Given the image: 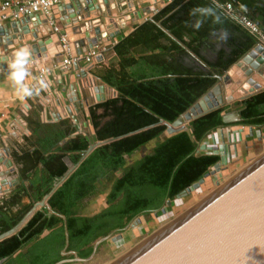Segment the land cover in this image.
Segmentation results:
<instances>
[{"label":"trees","instance_id":"16d2710c","mask_svg":"<svg viewBox=\"0 0 264 264\" xmlns=\"http://www.w3.org/2000/svg\"><path fill=\"white\" fill-rule=\"evenodd\" d=\"M207 2L172 0L114 45L118 65H110L99 76L116 95L89 107L90 136L76 132L69 118L42 121V105L29 102L25 120L30 132L11 154L18 165V181L1 197L0 233L17 224L65 173L66 155L75 163L93 140L151 126L95 147L47 199L54 213L39 207L16 232L0 240V259L8 256L1 264H54L72 258V251L82 258L90 256L98 238L123 229L141 214L160 210L220 160L219 153L199 150L209 133L238 124L264 127V89L239 102L240 120L234 123L222 122L226 107L191 120L186 129L173 134H165L166 126L157 123L160 118L174 121L216 83L217 75L255 45V34L239 15L264 29L261 0H218L222 23L213 24L209 18L193 30L188 10ZM240 2L244 6H237ZM227 3L232 10L226 9ZM253 8L256 17L250 13ZM220 30L232 35L224 41L226 47L216 50L215 57L203 54L204 44ZM151 141L149 152L130 161ZM105 192L107 206L84 214L89 202L85 199ZM23 197L29 202L22 203ZM63 249L66 254H61Z\"/></svg>","mask_w":264,"mask_h":264},{"label":"water","instance_id":"95a60500","mask_svg":"<svg viewBox=\"0 0 264 264\" xmlns=\"http://www.w3.org/2000/svg\"><path fill=\"white\" fill-rule=\"evenodd\" d=\"M110 2V0H69L60 6V13L63 15L68 14L65 11L71 10L69 15L63 20H67V23L72 25L73 32L80 34L76 39L87 40L86 47L88 50L92 49L93 45L102 39L103 29L106 26H104L105 28L101 26V19L97 21L98 24L95 26L94 20H82L83 12L81 9L85 8L84 10L88 11V16L91 15L92 11L96 10L105 15L109 13L108 7ZM126 5L127 3L122 4V9ZM33 22L36 23L33 24ZM76 22L77 24H75ZM34 26H36V29ZM37 26H39V29L43 28L49 33L46 21L40 20L37 14L28 15L0 26V53L2 50V54H0V68H6L3 61L10 56L12 50L20 46H28L31 52V60H34L35 57L37 58L36 55L39 54L40 60L44 62L49 54L47 51H52V48L58 42L56 38H38ZM29 33H31L30 35L34 39L25 38V35ZM69 33H71L70 28ZM82 33L84 34L83 36L81 35ZM236 69L240 70V72L237 71L240 76L237 80L231 74L232 70ZM82 75H84L83 72ZM216 77V83L174 121L170 123L162 118L159 119L157 123H162L166 126L165 134H173L186 129L187 123L191 120L230 103L233 96H228L227 90H224V87L230 86L233 88L234 85L251 84L246 92L243 88L244 86H238L239 93L245 92L241 93L243 94L241 99H245L263 90L264 83L261 84V82L264 79V45L256 42L227 71ZM97 89L103 91L104 86L100 85ZM216 93L219 96H217V99H213V103H209V107L206 108L203 105V101ZM98 98L104 99V96H98ZM199 105H202L203 109L196 111L195 108ZM68 112L71 113L69 108ZM63 115H65V112H63ZM59 118L60 115L57 114L55 119L58 120ZM239 120L240 109L222 113L223 123L229 124ZM182 123L184 125L179 126ZM149 126L151 125L140 127L134 131L117 137H111L104 141H91L75 163L66 156L64 158L67 165L65 173L54 182L51 189L41 200L36 201L31 206L17 224L0 233V240L16 232L38 207H46L49 210V215L54 213L47 203V199L95 147L133 134ZM249 129L250 134H252V127L250 126ZM219 133L222 143L226 145L222 129H220ZM228 140H230L229 134ZM212 141L214 142V135H212ZM216 147L215 144L211 146L206 144L200 145L201 149H214ZM5 156H7L6 162L4 160ZM222 159L227 161L226 156H221L220 160L214 163L211 170L205 172L196 182L183 189L177 194L176 198L183 197L193 187H199L204 182L206 176L218 171L221 168ZM1 163L5 164V168L3 170L0 169V192L3 191V186L8 185L10 187L17 182V178H10L8 180L6 178L11 172L16 170L7 148L0 150ZM170 202V199L166 200V204H170ZM162 211H164L163 208ZM61 217L65 220V216ZM139 222L140 218L136 217L124 228L136 226ZM64 229L65 243L67 245L68 232L65 226ZM112 235L113 233H109L98 238L93 244L90 256L82 258L72 251L74 254L72 258H64L54 264L89 260L94 256L96 247L101 242L107 239L114 241L122 236L120 231ZM61 254H66V251L63 249ZM6 259H8V256L1 258L0 264ZM107 264H264V155L238 172L225 184L141 239Z\"/></svg>","mask_w":264,"mask_h":264},{"label":"built area","instance_id":"2783aa9c","mask_svg":"<svg viewBox=\"0 0 264 264\" xmlns=\"http://www.w3.org/2000/svg\"><path fill=\"white\" fill-rule=\"evenodd\" d=\"M65 1L66 0H0V26L6 24L5 22H8L9 20L15 21L28 15L35 14L38 15L40 20L46 21V26L49 29V33L41 28V26V29H39L38 26V38H56L58 44L54 48H52V51H47L49 54L47 55L44 62L40 60L41 57L39 54H37V58L35 57L34 60H31L32 63L30 65V70L33 75H39V71L42 67L51 68L52 72L50 74V79H52V85L47 91H44L43 94H41L42 97L39 96L36 100H33V102H38L42 105V121H57L55 118L57 117V114H59L60 118L58 120L63 119L62 117L69 118L76 128V132L86 133L87 130H89L88 132H91L89 127H87V123L90 122L88 114L89 107L116 95V90L114 88L107 86L103 82L97 81V79L90 72L94 66H98L102 63V51L106 49L102 45V39L107 36V27L103 29L102 39L98 43L93 45L92 49L88 50L87 48H84V50L79 48L78 52L75 51L72 45L74 39L73 35L69 33V27H62V25H60L58 21L57 16L52 11L55 6H61L62 4L67 3L69 0L67 2ZM167 1L170 2L172 0ZM226 9L228 11L233 9L231 3L226 4ZM40 15L44 17H40ZM239 21H241V23L245 27H247L252 33L255 34L257 43H261L264 45V31L254 21L250 20L245 15H239ZM31 38H33L32 35ZM50 60L51 64L48 66L47 63ZM58 70H60V72L64 71L71 75H77L80 78L76 82L70 84V91L65 95L63 100L60 99V92L53 86V81L55 75L58 73ZM82 72L84 75H82ZM100 85L104 86L103 91L97 89ZM95 88L96 90H94ZM98 96H104V99H99ZM89 100H91L92 103H90ZM29 108L30 104L28 103V107L26 109L27 112ZM68 108L71 110V113L68 112ZM63 112H65V115H63ZM49 113L51 116L49 115ZM83 115H85L86 119L83 117ZM237 129H239L238 132L242 130L241 128ZM214 134L215 133H213V135ZM88 135L90 136V134ZM212 143L215 144L216 141L214 140V142ZM203 144L209 146L213 145H210L206 142H203L200 145ZM199 150L207 151L210 149H201L199 147ZM4 160L6 162L7 156L4 157ZM226 164H222L221 168ZM1 165L4 166L5 164L1 163L0 166ZM4 168L0 167L1 170H3ZM6 187H8L9 189L8 185H6ZM4 191L5 190L1 192Z\"/></svg>","mask_w":264,"mask_h":264},{"label":"crops","instance_id":"0c3cea01","mask_svg":"<svg viewBox=\"0 0 264 264\" xmlns=\"http://www.w3.org/2000/svg\"><path fill=\"white\" fill-rule=\"evenodd\" d=\"M67 1L68 0H66L65 2H67ZM110 1L111 2L109 3V7H108L109 13L105 14V15L102 12L99 13L100 11L96 10V11H92L91 15L88 16V11L86 12L84 10L85 8L81 9L83 12L82 20H88V21L94 20V23H95L94 26H95L98 24L97 21H99V19H101L102 25L101 24L100 25L102 27H104V26L107 27L106 28L107 29V36L102 39V41H103L102 45L106 49L102 51L103 60H102V63H101L102 65L100 68L105 67V66L108 68V67H110V65L117 66L118 62H119V56L114 51V45L116 44V42H118L120 39H122L126 35L130 34L132 31H134L136 29V27H138L144 21L151 20L153 18V16L156 14V12L161 10L163 7H165L169 3L167 0H110ZM261 1L264 3V0H261ZM126 3H127V5L123 6V9H122V4H126ZM237 6L242 7V6H244V4H242L240 2V4H238ZM60 9H61L60 6H55L52 9V11L57 16L58 21H59L60 25H62V27L67 26L70 28L71 35H73V39H74V42L72 44L74 50L78 52L79 48H81V49L87 48L86 47L87 40L76 39V37H79L80 34L73 32L72 31V29H73L72 25L68 24L67 20L66 21L63 20L66 16L69 15L71 10L65 11L68 14L63 15L60 13ZM254 10H255V8L251 9L250 13H255L254 17H256L258 15V12L256 10L255 11ZM40 17H44V16L40 15ZM10 21H12V20H9L8 22H10ZM8 22H5V23H8ZM257 22H259V21H257ZM35 23L36 22H33V24H35ZM75 24H77V22ZM260 24H261V22H260ZM34 28L36 29V26H34ZM262 30L264 31V29H262ZM221 31H224V30H220L219 33ZM226 32H227V38L226 39H228V37H231L232 35L230 34L229 31H226ZM81 35L83 36L84 34L82 33ZM91 35H93V34H91ZM25 38H31V35L26 34ZM226 39H223V40L219 39V35L218 36H215V35L212 36L211 39L207 43L204 44L203 54L205 53L211 57H215L216 56V54H215L216 50L220 49L221 47H226V45L224 43V41ZM0 54H2V50H1ZM50 64H51V60L47 63V65L49 66ZM98 66L96 67L97 69L95 68L93 76L97 79V81L103 82L99 76V73H100L99 69L100 68ZM6 71H7L6 68H2V67L0 68V150L2 148L9 149L10 156H11V159L13 161V166L16 168L15 171L11 172V174L6 177L8 180L10 178H17L18 165L15 163V161L11 155L12 151L13 150L18 151L19 146L23 143V136L27 135L30 131L28 130V124H27V121L25 120V117L28 114V112L26 110L27 108H25L19 102H13L12 101V88H11L10 83L5 79ZM97 71H98V73H97ZM79 79L80 78L77 75H71V74L66 73L64 71L60 72V70H58V73L55 75V78L53 81L54 82L53 86L56 88V90H58L60 92V99L61 100H63L65 95L70 91V84L76 82ZM103 83H105V82H103ZM224 89H225V87H224ZM41 94H43V92ZM41 94L39 95L40 97H42ZM39 96H34V97L30 98L27 101V103H29L30 101L33 102V100H36ZM49 115H50V113H49ZM62 118H64V117H62ZM227 131L229 132L228 129H227ZM238 131H239V129L234 131V133L232 135L233 136L232 141H236V137L239 136L240 132H242V131H240V132H238ZM216 140H217V138H216ZM234 154H236V153L234 152V153L230 154L231 157H233ZM66 156L69 158L68 155H66ZM0 167L4 168L3 165H1ZM17 181H18V178H17ZM16 183L17 182H15L12 186H10L8 191ZM2 188L5 191L0 192V206L2 205L3 199H4V198L1 199V197L3 196L4 193L8 192L6 189L8 187L4 186ZM98 196L101 197L102 193L97 195L96 197H98ZM7 198H8V196H7ZM91 198H86L85 201L88 202V201H90ZM5 199H6V197H5ZM21 202L22 203H28L29 199L27 197H23ZM88 205L89 204L87 203L86 207ZM98 211L99 210H94L93 213H96ZM48 212H49V210H48ZM84 214H86V213H84ZM87 215H90V214H87ZM123 229L128 230V227L123 228ZM123 229H121L119 231L122 232ZM119 231H116V232H119ZM121 237L123 240H125V238H124L125 236H121ZM117 240H120V239H116V241ZM97 247H96L95 253H99V251H100L99 249H97ZM92 248H93V245H92ZM75 262H80V261H75Z\"/></svg>","mask_w":264,"mask_h":264},{"label":"rangeland","instance_id":"374dc122","mask_svg":"<svg viewBox=\"0 0 264 264\" xmlns=\"http://www.w3.org/2000/svg\"><path fill=\"white\" fill-rule=\"evenodd\" d=\"M102 64H100L98 67L100 68ZM97 66H94L91 69L92 75H94V70ZM97 69V68H96ZM107 69V67H102L99 69V71H104ZM238 69L232 70L231 74L233 75V78L237 80L240 76L237 73ZM98 73V71H97ZM243 82V80H242ZM236 86V85H235ZM238 86H245L244 85H238ZM238 86H236L235 89L231 90L232 87H227L224 90H227V93L233 94V99L230 103L226 104L225 110L222 112H228V111H234L236 109H239V102L242 100L241 96L248 91V89L244 88L245 92L238 91ZM264 86V85H263ZM231 90V91H229ZM234 91V93H233ZM236 97V98H235ZM90 103H92L91 100H89ZM83 114V112H82ZM89 114V111H88ZM85 118V115H83ZM86 119V118H85ZM91 122H88L87 127L91 130V132H88L87 134H91L93 132L92 124ZM189 125V122L187 123V126ZM249 127L250 126H244V125H229L222 128H219V130H215L211 133H209L200 144L203 142H206L208 144H214L212 143V135L214 134V140L216 143L221 142L220 138V129L223 131V135L226 140V145H224L222 142L220 144L215 145L218 148H224L225 154L227 157V164L224 165L220 170L216 171L214 174H210L205 177V180L202 184H200L197 188H191L190 192L185 194L181 198H175L170 202V204H164L160 210L153 211L149 214H141L137 217L140 218V222L136 226H128L127 229H123L121 234L122 236H125V240L119 238L120 240H110L107 239L103 242H101L97 249H99V253H95V255L90 258L89 260L80 261V262H73L71 264H107L125 251H127L129 248H131L133 245H135L137 242H139L141 239L146 237L147 235L151 234L170 220H172L174 217L203 199L205 196L225 184L227 181L232 179L238 172L242 171L244 168H246L249 164L256 161L258 158H260L262 155H264V127L256 128L254 126L252 127V134L249 133ZM237 128H241L242 132H240L242 135L236 138L238 141H232V135L233 130L235 131ZM229 130V132L227 131ZM228 134H230V141L228 140ZM217 138V140H216ZM240 138V139H239ZM96 141V140H94ZM154 145V141L149 142L144 147L141 148L140 151L135 152L131 156V160L134 158H139L143 154L149 152L151 147ZM200 147V146H199ZM204 152H212V153H219L221 156H223V152L219 149H210V150H201ZM236 153L231 157L230 154ZM213 166L209 168L211 170ZM120 173H116L115 175H119ZM103 196V197H102ZM102 196H94L90 199L88 202V206L85 205V210L83 213L91 214L94 212V210H101L102 208L107 206L106 203V192L102 193ZM162 208L164 211H162ZM132 222V221H131ZM128 225V224H127ZM127 230V231H126ZM117 232H113V235ZM112 235V236H113Z\"/></svg>","mask_w":264,"mask_h":264},{"label":"clouds","instance_id":"9594fccd","mask_svg":"<svg viewBox=\"0 0 264 264\" xmlns=\"http://www.w3.org/2000/svg\"><path fill=\"white\" fill-rule=\"evenodd\" d=\"M218 0H208L206 4L193 5L188 14L194 19L189 23L193 30H199L204 24L206 19H211L213 24H221L222 19L218 11ZM227 38V32L221 31L219 39ZM3 63L7 69L5 79L10 83L12 88V101L19 102L25 108L28 107L27 101L34 97L39 96L41 92L47 91L52 85L50 74L51 68L42 67L39 75H33L30 70L31 52L28 46H20L12 50Z\"/></svg>","mask_w":264,"mask_h":264},{"label":"bare ground","instance_id":"6f19581e","mask_svg":"<svg viewBox=\"0 0 264 264\" xmlns=\"http://www.w3.org/2000/svg\"><path fill=\"white\" fill-rule=\"evenodd\" d=\"M240 70H242L241 68H240ZM240 70L238 71V72H240ZM240 74H243V73H240ZM263 79V78H262ZM264 80V79H263ZM263 80H262V82H261V84H263L264 82H263ZM251 86V84H248V85H246L245 84V86H244V88H246V89H249V87ZM236 88V86L234 85L233 86V88H231V90H233V89H235ZM231 90H229V91H231ZM233 93H234V91H233ZM217 96H219V94L218 93H216V94H213L212 96H210V97H208V99L207 100H204L203 101V105L206 107V108H208L209 107V103L211 104V103H213V99H217ZM228 96H233V94H231V93H228ZM236 98V97H235ZM198 109H203V106L202 105H199L197 108H195V110L197 111ZM200 111V110H199ZM182 125H184V123H182L181 125H179V126H182ZM241 136V134L239 133V137ZM236 137V136H235ZM217 145L219 144V143H216ZM215 149H219L218 147H216ZM219 150H221L222 152H223V156H226V152H225V149L224 148H221V149H219ZM226 160H227V157H226ZM227 163V161H224V159H222V164H226Z\"/></svg>","mask_w":264,"mask_h":264}]
</instances>
